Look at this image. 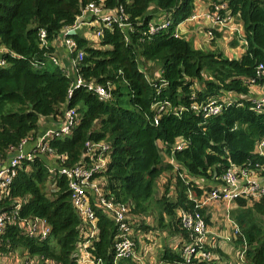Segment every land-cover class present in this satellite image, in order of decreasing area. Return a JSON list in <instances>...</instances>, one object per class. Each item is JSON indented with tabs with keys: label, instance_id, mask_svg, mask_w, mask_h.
<instances>
[{
	"label": "trees",
	"instance_id": "obj_1",
	"mask_svg": "<svg viewBox=\"0 0 264 264\" xmlns=\"http://www.w3.org/2000/svg\"><path fill=\"white\" fill-rule=\"evenodd\" d=\"M195 1L0 0V161L24 140L33 145L44 117L57 118L66 108L74 109L70 132L51 138L49 148L65 156L62 168H72L86 160V142L109 145L105 167L93 177L102 178L107 198L128 206L136 253V259L121 257L116 264H140L143 241H149L146 233L158 237L157 264H179L180 251L185 243L192 244L194 235L181 224L180 211L199 210L207 230L218 219L215 228L223 229L224 204L216 217L209 205L196 207V200L222 184L233 166L255 170L258 165L264 176V156L255 151L264 140V108L254 102L260 97H247L250 86L263 88L256 66L264 64V0L210 2L212 10L213 4L225 3L242 27L245 51L238 59L216 49H197L192 41L174 35V28L193 12ZM88 4L120 11L130 26H101L96 43L79 34L69 36L83 52L76 77L103 88L110 96L107 100L87 87L72 88L75 78L53 61L50 43L62 40L64 29ZM159 17L169 18L172 25L147 37L148 22ZM211 32L220 35L217 29ZM237 44V39L231 42ZM159 83L165 84L158 90ZM215 98L221 111L204 118L202 105ZM163 101L171 109L158 113L153 104ZM180 139L185 142L182 147ZM32 150V159H20L0 198V212L8 216L0 232V254H18L26 264H85V254L90 260L100 258L101 264H114L117 227L112 218L92 197L97 235L82 249L79 243L86 238L68 179L57 172V164L49 163V152ZM162 151L175 163L165 161ZM174 168V185L172 178L167 180L161 193L158 180ZM236 177L243 183L239 173ZM228 213L241 230L237 240L243 237L247 243L245 264H264V195L250 203L236 196ZM33 219L47 223L44 239L31 236L20 224ZM209 233L203 246L210 251L214 240ZM213 251L220 256L219 248ZM197 264L205 262L198 258Z\"/></svg>",
	"mask_w": 264,
	"mask_h": 264
},
{
	"label": "built area",
	"instance_id": "obj_2",
	"mask_svg": "<svg viewBox=\"0 0 264 264\" xmlns=\"http://www.w3.org/2000/svg\"><path fill=\"white\" fill-rule=\"evenodd\" d=\"M212 9H207L206 12L190 14L184 21H192L195 17H202L206 19L211 25V28L208 29L207 34L208 38L213 37L212 29H219L224 26L225 23L231 25L229 30L237 31L236 25L233 23L232 17L226 11L225 3H215L212 5ZM118 10V9H117ZM221 10L224 11L223 15L219 13ZM117 14L116 11H106L102 9L100 4H88L83 8L81 14L76 18L74 23L65 28L62 32L63 45L70 53H75V58H72V66L76 71V63L79 62L83 57L82 51L76 50L75 41L69 37L67 31L72 29L78 32L82 24H88L95 27V36L98 38L100 36L99 29L101 26L109 27L112 23H117V26L120 28L130 29L129 24L125 21L124 16ZM193 17V18H192ZM161 17L160 20H151L148 22L147 29L145 34L147 37L157 34L159 31L165 30L166 28L172 25V22L169 18ZM182 23V22H181ZM179 25V24H178ZM176 28V27H175ZM174 28V35L178 36ZM44 35L43 32L41 34ZM245 42V41H244ZM256 73L260 78L263 79L262 87L264 89V64L259 63L256 66ZM158 86V90L162 85ZM72 88L79 86L87 87L88 90H94L100 99H109V94L99 86H93V84H86L85 81L81 80L79 77H75V80L72 84ZM256 107L264 108V96H261L259 99L254 101ZM153 107L156 108L159 112L170 110L171 105L168 101H163L159 103H154ZM196 111L198 110L197 106H193ZM222 104L215 98L209 99L201 107V114L204 118L209 117L210 115L217 114L221 111ZM75 111L74 109L66 108L63 115L60 116V122L57 127L46 130L42 135L38 136L37 139H34L33 145L25 150L23 147L27 144V140H24L19 146L14 148L11 151V154L5 159L0 161V198L6 194V188L12 180V176L15 174V170L20 163V159H32V149H36L39 152H44L45 154L49 152L50 159H48L51 164H57V172L61 175H65L68 179V186L71 191V202L78 213L79 217L82 220V228L85 236L79 246L82 249L87 248L91 242L90 240L97 235V228L95 226L96 222V213L91 205V198L94 197L98 203L100 209L103 212L108 214L115 226L117 227V233L114 237L115 241V258L113 263L116 264L117 260L121 257H130L136 259V253L134 249L133 242V231L132 223L128 219V206L123 203H116L111 198H107L103 191L102 178H94V173L101 172L107 161V153L110 150V147L105 142H86L85 150L82 153L83 158L86 162L83 161L80 164L75 165L72 168H66L61 166V163L64 162L65 156L55 155L54 151L49 148V140L54 136L67 135L71 127L75 122ZM155 124L157 120H154ZM185 142H182L180 139L179 146H184ZM32 147V148H31ZM264 148V140H261L257 143L255 151L259 154H262ZM31 149V150H30ZM89 161V162H87ZM52 169L55 170L53 167ZM262 168L256 165V169L231 167L223 176V183L217 187L212 188L207 194L202 195L199 199L196 200V207H203L206 205H216L224 204V216L226 221V226L229 227L230 232H228L227 240L232 245L234 255L239 264H245V252L247 249V243L242 237V240L237 238L241 236L240 228L234 223L232 218L229 216V210L233 207V199L236 196H241L246 198V200L256 199L261 195H264V184L258 183L256 180L250 179V173H259L262 172ZM240 174L243 178L242 182L236 177L237 174ZM264 177V176H261ZM17 208V206H16ZM180 222L188 230L192 231L194 235L190 238L192 239V244L185 243L184 247L180 251L182 261L179 264H197V259L200 258L205 264H217L218 256L214 253L207 250H204L203 244L206 241L207 237V226L204 221L203 215L199 210H194L193 212L182 210L180 211ZM8 219V216L5 212H0V232H2L5 221ZM21 226L30 234L35 236L38 239H44L48 232L49 228L47 223L43 219H33L28 220L23 223H20ZM89 239V240H88ZM212 244V243H211ZM215 243L211 245L214 246ZM2 256L0 254V259ZM23 260V264L26 262ZM83 261L85 264H101L100 258L93 257V260H90L88 254L83 256Z\"/></svg>",
	"mask_w": 264,
	"mask_h": 264
},
{
	"label": "crops",
	"instance_id": "obj_3",
	"mask_svg": "<svg viewBox=\"0 0 264 264\" xmlns=\"http://www.w3.org/2000/svg\"><path fill=\"white\" fill-rule=\"evenodd\" d=\"M196 1H198V0H196ZM210 2L212 3V0H204V3H205L204 7H202L203 3L200 4L199 6H197L196 3H195V5H194L195 8H194L193 11H195L197 7L199 9H201V10H204V11L206 10L207 11V9H209ZM204 11H201V12H204ZM160 19H161V17H159L157 20H160ZM192 23L193 22H191V21H183L182 23H180L179 25L176 26L175 30H176V32H178V34L181 37L192 41L194 47H196L197 49L199 48V49H204V50H214V47L216 46V44H215L216 40L214 41L213 38H208V40L204 39V38H199L198 36H200L201 33L203 35H206V33H204L203 30H200L197 33H194L193 32L194 27H193ZM233 23L236 25L237 31L229 30L226 33L228 34V36H231L233 41H234V38L237 39V42H238L237 46L236 45L232 46V47L229 48V50H230L231 56H232L230 58L238 59V58H240L242 53L245 51V42H244V39H242L243 33H242L241 25L238 24V23H235L234 20H233ZM210 25L211 24L208 23L206 25V27H209V28H207V29H206V27L204 28V30H206V32L208 31V29L211 28ZM90 30L93 31V26L88 25V24H82L80 26L77 34H79L82 38L86 39L87 41H89L91 43H96V41L92 40L89 37V34L87 33ZM217 30H218L220 35L218 37H216V39H218V38H220L222 36V39L225 40L227 36L223 37V33L220 32L219 29H217ZM93 34L95 36L94 32H93ZM50 44L54 47L55 55L58 58L57 60L59 62V66H61L62 69L65 72H67V74L69 76L75 78L76 74H75L74 68L72 66V58L73 57H72V55L70 56V54H69L70 52L63 45V38H62L61 41L58 39V40L53 41ZM158 74L159 73L157 72L156 76H158ZM249 96H253L255 98L264 96V89L263 88L260 89L256 85H252V86L249 87V94H248L247 97H249ZM59 122H60V117H57V118H54V117H51V116L44 117L40 121L39 127L37 129V133L35 134L36 135V139H37L38 136L42 135L46 130L57 127ZM30 145H31L30 143H27V144L24 145L23 148L25 150H27L30 147ZM262 155L264 156V149H263ZM164 156H165L166 160H169L171 163H173L171 161V159L166 156L165 153H164ZM164 175H169V173L168 174H164ZM250 179L253 180V181L256 180L258 183H263L264 184V177L259 176L257 173H253V172L250 173ZM159 180L163 184V181H164L163 177H161ZM158 184H160V183H158ZM159 188H161V186ZM213 206L214 205H212V206L209 205L210 211L212 210ZM211 215H212V212H211ZM212 219H215V217H212ZM214 229H215V227H211V226L208 227L209 232L210 233H212V232L214 233V234H210L209 233L210 238H212L214 240L215 244H218V248L220 249V256L217 258V261H216L217 264H239L237 259H236V257H235V255H234V251L232 249V245L227 240L228 229L220 230L217 233H216V231ZM2 259H4V260H7V259L17 260L16 256L2 257L0 259V261ZM22 262H23V260H20L21 264H22Z\"/></svg>",
	"mask_w": 264,
	"mask_h": 264
},
{
	"label": "rangeland",
	"instance_id": "obj_4",
	"mask_svg": "<svg viewBox=\"0 0 264 264\" xmlns=\"http://www.w3.org/2000/svg\"><path fill=\"white\" fill-rule=\"evenodd\" d=\"M196 3V5L197 6H199L200 4H202V7H204L205 5V3H204V0H198V1H196L195 2ZM194 8H195V6H194ZM194 10V9H193ZM196 11V12H195ZM195 11H193L191 14H194V13H202L201 11H204V10H201V9H199L198 7L196 8V10ZM206 11V10H205ZM204 11V12H205ZM193 18V17H192ZM191 22H193L192 23V25H193V27H194V30H193V32L194 33H197L198 31H200V30H203L204 31V33H206V35H203L202 33H201V35L200 36H198L199 38H204V39H207L208 40V34H207V32H206V30H204V28L206 27V25L209 23L206 19H204V18H202V17H195V18H193L192 19V21ZM229 27H231V25H229V24H227V23H225L224 24V26H222V27H220L219 28V31L220 32H222L223 33V37H225V36H227L226 37V39L225 40H223L222 39V36L220 37V38H218V39H216V37H218V36H216L215 37V35L212 37L213 38V40L216 42L215 44H216V46L214 47V49H216L217 51H220V52H223L224 53V55H226L227 57H232L231 56V52H230V50H229V48L230 47H232V45H231V42L233 41L232 40V38H231V36H228V34L226 33V32H228V29H229ZM207 28H209V27H206V29ZM76 31V30H75ZM68 32V31H67ZM93 32L95 33V27H93V31L92 30H90V31H88L87 33L89 34V37L92 39V40H94V41H96V42H98L97 41V37H95L94 36V34H93ZM207 37V38H206ZM233 37V36H232ZM236 38H234V40H235ZM74 53V52H73ZM73 53H69L70 54V56L73 54ZM58 58H57V56H53V61L54 62H56V63H58L59 64V62H58V60H57ZM61 67V66H60ZM61 69H62V67H61ZM264 149V148H263ZM162 153H163V159L165 160V161H167L166 159H165V156H164V152L162 151ZM175 162H173L172 164H174ZM175 173H176V168H174L173 170H172V172H171V174L170 175H164L163 176V179H164V181H163V183H165V182H167V180H169V179H171L172 178V182H171V185H174V177L176 176L175 175ZM182 175L184 174V173H182V172H180ZM157 183H160L159 185L161 186V193L163 192V190H164V185L160 182V180H158V182ZM208 187H210L209 185H207ZM213 187H215V186H213ZM212 187V188H213ZM211 188V187H210ZM210 188H209V190H210ZM208 192V191H207ZM254 199H250V200H248V202L250 203V202H252ZM218 208H221V205L220 204H216V205H214L213 207H212V210H211V212L213 213V214H215L216 215V217H220L221 215L219 214V212H218ZM205 217V216H204ZM219 220L220 219H218L217 220V223L215 224V225H213V226H211V227H217L218 226V222H219ZM221 225H223V223H220ZM219 228H221V227H219ZM223 229H228V232H230V229H229V227H224ZM223 229H217V228H215L214 230L216 231V233L218 232V231H220V230H223ZM141 232H143V234L145 233V232H148V230H141ZM210 234H214L213 232L212 233H210ZM153 234L152 233H146V234H144V236L149 240V241H143L144 242V244H143V249H144V252H145V256H144V258L143 259H141L140 261H139V263L140 264H157V261H158V252H159V250L157 249L159 246H160V243H159V240H158V237L156 238V237H153L152 236ZM216 238V237H215ZM209 248V247H208ZM214 248H218V244H215L214 246H212V247H210V252L211 253H213L214 251H213V249ZM16 256V258H17V260H13V259H7V260H4V259H2L1 261H0V264H21L20 263V260H22L24 257H21L20 255H15ZM148 261V263H147V261ZM22 264H23V262H22Z\"/></svg>",
	"mask_w": 264,
	"mask_h": 264
},
{
	"label": "water",
	"instance_id": "obj_5",
	"mask_svg": "<svg viewBox=\"0 0 264 264\" xmlns=\"http://www.w3.org/2000/svg\"><path fill=\"white\" fill-rule=\"evenodd\" d=\"M67 34H68L69 36H71V35H75V34H77V32H76L75 30L70 29V30H68Z\"/></svg>",
	"mask_w": 264,
	"mask_h": 264
}]
</instances>
